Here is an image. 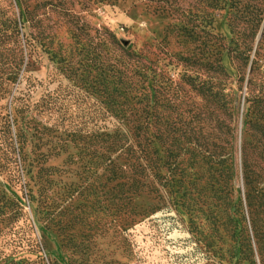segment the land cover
Segmentation results:
<instances>
[{
  "label": "rangeland",
  "instance_id": "obj_1",
  "mask_svg": "<svg viewBox=\"0 0 264 264\" xmlns=\"http://www.w3.org/2000/svg\"><path fill=\"white\" fill-rule=\"evenodd\" d=\"M236 17L251 29L248 65L238 55L243 36L230 30ZM7 26L15 30L0 36V264L256 259L255 248L243 251L258 215L242 178L254 111L241 77L252 59L264 70V0H0ZM137 128L167 182L124 199L126 157L142 149ZM23 157L43 162L46 189Z\"/></svg>",
  "mask_w": 264,
  "mask_h": 264
},
{
  "label": "trees",
  "instance_id": "obj_2",
  "mask_svg": "<svg viewBox=\"0 0 264 264\" xmlns=\"http://www.w3.org/2000/svg\"><path fill=\"white\" fill-rule=\"evenodd\" d=\"M252 17L251 21H246V25L249 26V24L255 25L256 23V16H258V13L260 11L259 7L255 4L252 5ZM32 20H34V16L32 17ZM14 25L13 28L17 25V20H13ZM37 21H35L36 23ZM255 22V23H254ZM230 30L235 31L238 35H242V49L239 51L238 55L241 59L246 60V65H248V59L249 55L247 53L248 51V41L246 40V30H251L247 26L243 24V22L240 20V18H233L230 22ZM34 27L35 24L33 25ZM10 27L7 26L4 28L5 30H1L0 36L6 37L8 40L12 39L13 32L15 29H12L10 33H7V30ZM37 40L33 41L35 43H38L41 39V33H37ZM12 43H16L18 45V41L12 40ZM15 45V47H16ZM251 50V49H249ZM257 53V50H255L254 56ZM126 55L128 58H132L134 54H131L129 52H126ZM12 61V67L9 69V78H11V75L14 73V68L16 67V60L11 59ZM255 59H252L250 61L248 73L246 76L241 77L243 82H245V88L247 91V96L245 99V102H249L248 111L251 106L253 107L252 112L254 114V121L252 122V140L249 141H243L241 144V162H242V178L244 181V185L248 186V193H246L245 201L246 205L249 211V208L253 207L252 200L256 198L255 201V207H254V214L258 215V217H252L250 219V225L249 229L252 232L251 237H248V233H246L245 241L244 242V250L248 251L249 255L254 256L253 254V248H255V257L256 259H251V264H264V70H258L255 66ZM127 76V75H126ZM131 77V75H130ZM132 78V77H131ZM118 83L122 85V87H125L124 85L127 82H124L122 79H118ZM118 95L120 93L118 92ZM222 105V104H220ZM247 111V113H248ZM246 113V116H247ZM216 128L222 133L223 127L227 129V132L230 130V126L223 122L222 119L219 117L216 119L215 122ZM247 121H244V124H246ZM145 129V126L143 127ZM133 136H135V141L138 143L139 146L142 145V149H139V154L136 155V150L132 151L130 154H128L126 159H132V162L129 163V167H131L130 172V184L128 186V193L125 194V192L121 191L120 195L124 199H130V191L134 194L140 193L141 191H154L157 192L160 190V185L166 186V177L161 176L159 172L157 171L158 165L156 163V160L152 156V151L146 150L145 145L147 143L149 144L148 137L145 136V130L142 134H140L139 129L137 128L136 131L133 132ZM9 146H11V153L14 154L15 147L12 145L11 142H9ZM6 145V148L9 147ZM13 146V147H12ZM21 150V147L18 149V152ZM214 154L217 156L224 154V147H222L221 144H215ZM8 162L14 163V165H17L18 162L16 160H11V158H7ZM224 160L220 161L222 163ZM19 164L22 166V169L24 170L27 167H38V173L39 178L42 180L41 188L44 190L47 187V174L46 172L47 168L44 167L42 161H35V159H32L27 162L26 157H23V159L19 158ZM173 165V168H176L178 164L174 161L171 162ZM109 165L112 167V172L114 177H123L122 174L116 175L115 170L111 163ZM156 170V171H154ZM119 172L122 173V169H119ZM165 179L164 183H161V180ZM44 182V183H43ZM159 182V186L157 185ZM253 182L259 184L258 188L256 189V194L259 193V196L255 197L256 195L252 196L250 194V190L253 187ZM262 184V185H261ZM42 192V191H41ZM260 215V216H259ZM244 221V216L242 217ZM253 241V242H252ZM254 246V247H253ZM242 252V250H241ZM252 258V257H251Z\"/></svg>",
  "mask_w": 264,
  "mask_h": 264
}]
</instances>
